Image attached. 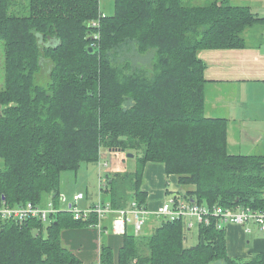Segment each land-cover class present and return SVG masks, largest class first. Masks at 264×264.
Listing matches in <instances>:
<instances>
[{
	"label": "trees",
	"instance_id": "obj_1",
	"mask_svg": "<svg viewBox=\"0 0 264 264\" xmlns=\"http://www.w3.org/2000/svg\"><path fill=\"white\" fill-rule=\"evenodd\" d=\"M99 3L0 0V198L47 195L58 205L61 171L122 150L135 169L101 185L115 207L128 196L145 204L144 166L158 162L193 186L184 195L191 202L264 210V155L228 151L227 119L204 113L205 63L196 55L247 46L245 31L264 17L247 0H113L112 15ZM130 42L151 55L149 67L124 72L119 54ZM74 226L88 224L66 212L45 233L37 220L1 221L0 264H80L61 243ZM198 232L186 246L182 220L162 221L149 234L122 235L116 253L102 244L99 264H264V251L230 256L212 223Z\"/></svg>",
	"mask_w": 264,
	"mask_h": 264
},
{
	"label": "crops",
	"instance_id": "obj_2",
	"mask_svg": "<svg viewBox=\"0 0 264 264\" xmlns=\"http://www.w3.org/2000/svg\"><path fill=\"white\" fill-rule=\"evenodd\" d=\"M234 2L239 4L241 0H234ZM257 3L260 7L258 0H247L250 9L257 16L264 17V12L259 10ZM196 55L205 63L204 77L207 81L204 113L208 117L227 119L228 151L231 154L264 155V138L259 139L256 137L259 134L253 133V130L247 127L245 116L238 117L234 114L238 107L247 109L249 105L251 112H254L256 104L264 101V40L256 44L247 43V46L240 48H201L197 50ZM1 110L0 105V115ZM243 146L251 148L247 151L243 149ZM105 164L108 165L107 162L102 165ZM117 173L119 170L109 172L108 175L115 176ZM170 176L175 182L169 189L165 185L167 180L164 182V179L169 177L165 173L164 165L158 162L145 164L141 189L146 193L145 203L147 205L156 207L169 195L184 198L186 192L193 188V186L180 185L175 175ZM100 181L102 182L101 178ZM97 196L99 198V195ZM128 202L129 200H125L123 206ZM151 222L145 228L152 226ZM182 222L186 242L187 231L190 230L186 225L189 223L196 225L197 231L199 226L190 217H186V220L184 218ZM249 226L251 227L249 231H245L246 226L238 224H228L224 228L226 247L230 256L247 259L255 253L264 251V232L253 223ZM102 232L105 235H102ZM143 234H147L146 231L141 235ZM122 237L113 232L103 230L100 232L91 226H74L62 230L61 243L80 259V264H93L94 262L98 264L101 245H109L116 253L122 244ZM198 240L199 232L196 243Z\"/></svg>",
	"mask_w": 264,
	"mask_h": 264
},
{
	"label": "built area",
	"instance_id": "obj_3",
	"mask_svg": "<svg viewBox=\"0 0 264 264\" xmlns=\"http://www.w3.org/2000/svg\"><path fill=\"white\" fill-rule=\"evenodd\" d=\"M82 192L75 193L71 202L64 207L56 205L51 197L45 203H25L11 204L6 198H0V222L13 221L18 225H26L29 221L37 220L43 225L45 233L46 226L51 224L57 214L61 212L69 213L73 220L82 221L88 226L95 227L98 231H108L118 235L131 233L138 236L145 232V226L151 221L184 220L190 217L197 225L214 224L217 230H224L228 224H238L246 226L245 231H249L250 223H253L264 232V210H256L250 207H228L214 205L209 207L204 204L191 202L186 198H175L169 195L161 204L151 207L146 203H140L135 198L121 207H115L111 201L102 200L101 196L97 203L82 207L78 203L84 199ZM62 197L58 196V201ZM106 221H108L106 223ZM190 229L192 223L187 224ZM145 228V229H144ZM99 264V263H98Z\"/></svg>",
	"mask_w": 264,
	"mask_h": 264
},
{
	"label": "rangeland",
	"instance_id": "obj_4",
	"mask_svg": "<svg viewBox=\"0 0 264 264\" xmlns=\"http://www.w3.org/2000/svg\"><path fill=\"white\" fill-rule=\"evenodd\" d=\"M260 7L257 3L259 10L264 12V0H258ZM240 4H246L242 2ZM100 10L105 15H112L114 12L113 0H101ZM246 42L250 44H256L264 40V25L261 23L255 24L253 27L245 31ZM121 61L127 64L124 72H131L132 70L141 71L151 65V55L138 53L137 48L133 43H127L122 46V52L119 54ZM253 103V101H252ZM254 104V103H253ZM238 117L245 116V122L247 127L253 130V133L259 134L256 137L259 139L264 138V101L256 104V110L251 112L250 105L247 109L238 107L234 111ZM251 147L243 146L244 150H249ZM247 150V151H248ZM107 162L108 165H102ZM100 164V167H99ZM136 164V157H128L126 152H108L106 151L103 156H100L99 161L88 162L80 165L76 170L66 169L61 171L59 177V197H62L58 201V205L64 207L71 202L72 196L75 193L82 192L85 195L84 200L78 203L80 208L86 207V204H95L98 201V196L102 199H106L108 196L104 191H101V185L104 182V178L114 170H119V173L123 175L131 173L134 170ZM100 178L102 182L100 181ZM164 179V178H163ZM167 180V182H165ZM165 185L170 189L175 180L172 176L164 179ZM103 186V185H102ZM103 190V189H102ZM179 196V195H178ZM48 196L44 195L42 202L45 203ZM131 197H127L130 200ZM186 220V218H185ZM189 221V220H187ZM152 226L146 228V233L149 234L152 230L160 224V222L152 221ZM95 228V227H94ZM97 229V228H96ZM111 232L110 227L108 231ZM102 235L105 233L102 232ZM198 231L196 225L191 227L187 231L186 245H193L197 241ZM104 240V237H103ZM249 258V257H248ZM247 258V259H248ZM93 264H96L95 262Z\"/></svg>",
	"mask_w": 264,
	"mask_h": 264
},
{
	"label": "water",
	"instance_id": "obj_5",
	"mask_svg": "<svg viewBox=\"0 0 264 264\" xmlns=\"http://www.w3.org/2000/svg\"><path fill=\"white\" fill-rule=\"evenodd\" d=\"M91 49V48H90ZM120 151H122V150H120ZM126 155L128 156V157H133L134 156V154L133 153H130V152H128V153H126ZM173 196V195H172ZM4 197V196H3ZM201 242H203V239L201 238Z\"/></svg>",
	"mask_w": 264,
	"mask_h": 264
}]
</instances>
